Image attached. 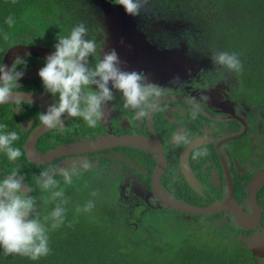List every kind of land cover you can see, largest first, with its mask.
Wrapping results in <instances>:
<instances>
[{
    "label": "flooded vegetation",
    "instance_id": "flooded-vegetation-1",
    "mask_svg": "<svg viewBox=\"0 0 264 264\" xmlns=\"http://www.w3.org/2000/svg\"><path fill=\"white\" fill-rule=\"evenodd\" d=\"M92 8L95 16L86 24L87 38L96 41L101 56L115 50L121 70L143 73L148 83L165 88L158 110L149 117L135 120L133 112L123 107L122 94L112 89L115 98L106 105V116L96 128H89L80 118L65 116L62 118L64 130L46 129L38 116L58 102V96L45 91L38 75L46 58L20 55L18 57L26 60L27 67L17 68L24 71L13 89L17 100L0 105V124H6L7 131L18 132L20 138L14 146L20 148L23 155L11 162L0 152V180L14 168L19 169L25 176L24 192L34 196L39 207L45 200L51 201L48 199L50 193L42 191L36 184L35 177L41 171L56 165L65 166L68 161L87 160L91 168L79 177H73V182L81 185L87 182L91 187H94L92 183H104L103 196L111 199L112 195H117L116 198L126 202L129 208L164 209L154 180L160 163H163L157 185L159 190L191 206L209 208L226 203L243 214L240 223L228 209L207 217L185 214L184 219L229 231L233 236L236 234L240 247L250 252L258 263L264 264V184L258 188L255 202L250 193L255 177L264 172V107H260V100L244 84L240 73L230 72L212 62L214 51L200 39L194 25L152 23L154 18L143 16L146 10L142 9L130 23L143 37L128 38L124 40L126 43L121 41V46L116 49L119 43L110 34L100 3L94 0ZM69 33L60 34L66 36ZM57 38L48 36L33 41L35 43L18 41L1 52L0 64H4L8 50L17 45L44 47L54 52ZM125 45L128 46L127 54ZM149 48L153 49L152 53ZM164 52L168 54L163 56ZM89 62L94 64V58L89 57ZM174 62L179 74L165 71ZM176 78L178 82L173 83ZM26 93L34 94L44 105L23 101L22 95ZM203 96L209 100L200 103L193 120L191 101L194 98L199 101ZM178 129H187L195 137L191 146L173 149L171 139ZM37 133H41L35 142L37 155L44 156L60 148H66L67 152L46 164L31 162L27 148H32ZM127 136L151 140L154 150L137 146L85 150L81 146ZM198 150H206L208 154L193 159V153ZM57 179L61 180L62 188L67 186L61 177ZM28 187L32 191H28ZM230 199L237 204H229ZM254 240H257L254 244L256 254L250 247Z\"/></svg>",
    "mask_w": 264,
    "mask_h": 264
},
{
    "label": "trees",
    "instance_id": "trees-1",
    "mask_svg": "<svg viewBox=\"0 0 264 264\" xmlns=\"http://www.w3.org/2000/svg\"><path fill=\"white\" fill-rule=\"evenodd\" d=\"M93 1L0 0V54L18 41L35 43L93 21ZM142 15L159 25H194L214 52H235L243 65L240 78L264 107V0H148ZM92 184H74L81 193L66 198L64 224L48 233V256L32 261L0 249V264H263L240 247L236 234L222 230L211 239L196 237L184 213L118 206L103 196L101 184ZM89 200L92 211L78 213ZM56 203L39 205L41 217Z\"/></svg>",
    "mask_w": 264,
    "mask_h": 264
},
{
    "label": "clouds",
    "instance_id": "clouds-1",
    "mask_svg": "<svg viewBox=\"0 0 264 264\" xmlns=\"http://www.w3.org/2000/svg\"><path fill=\"white\" fill-rule=\"evenodd\" d=\"M114 3L122 6L127 14L138 16L142 9L146 10L148 0H114ZM5 23L11 26L13 18L8 17ZM87 36L88 28L84 22L75 25L68 35L58 36L54 53L46 58L45 66L39 71L45 91L58 96V102L38 116L41 125L46 129L64 130L62 118L67 116L80 118L89 128H96L106 116V105L115 98L112 89L122 94L123 107L133 112L135 120L149 117L158 110L165 88L148 83L143 73L121 70L115 50L101 56L96 41ZM89 57L94 58V64L89 62ZM211 60L230 72L240 73L243 69L235 52L217 50ZM21 65L27 67L23 57H16L11 69L0 64V105L9 103L17 95L13 89L24 75L23 69L17 70ZM177 82L178 78L173 81ZM208 100L209 97L203 96L199 101L195 98L191 101L193 120L200 103ZM19 138L17 131H7V125L0 124V152L11 162L23 155L20 148L14 146ZM194 141L195 137L187 129H178L172 135L171 146L173 149L188 147ZM207 154L206 150L195 151L193 159ZM90 168L87 160L68 161L65 166L50 167L35 177L38 187L50 193L48 199L58 201L43 218L37 199L24 192L25 176L20 174L19 169L14 168L0 180V249L5 256L19 255L37 261L50 254L48 233L64 224L68 202L61 180L57 177L62 178L64 185H71L73 177H79ZM28 191L32 189L28 187ZM91 195L95 197L98 193L92 192ZM94 207V201L89 200L83 208L78 206L76 211L91 212Z\"/></svg>",
    "mask_w": 264,
    "mask_h": 264
},
{
    "label": "water",
    "instance_id": "water-1",
    "mask_svg": "<svg viewBox=\"0 0 264 264\" xmlns=\"http://www.w3.org/2000/svg\"><path fill=\"white\" fill-rule=\"evenodd\" d=\"M97 1L100 3V6L104 12L105 17H106L107 25L109 26L110 34L116 43H119L121 41L125 42L124 40L135 39V38L141 39V37H143L140 34V32L135 29L134 24L131 25V23H130V20L132 21L133 16L127 14L125 12V9L122 6L113 3L112 0H97ZM120 46H121V43H119L117 45L116 49H118ZM124 48H126L125 53L127 54L128 53V46L125 45ZM149 52L152 53L153 49L149 48ZM53 53H54L53 51H51L47 48H44V47L17 45V46H14L8 50L6 57H5L4 65H6L8 69H11V65H12L13 61L15 60L16 57H18L20 55H30V56H34V57L47 58L49 55H51ZM167 54H168V52H164L162 55L164 56ZM149 58L151 60L150 56H149ZM166 68H168V67H166ZM165 71L169 72L171 74H175V73H178L179 69H178V67L175 66V62H174L168 69H165ZM156 73H158V72H156ZM16 97H17V95H14L10 99L9 102H13V101L17 100ZM22 97H23L22 98L23 101L34 102V103H39V104L44 105L43 101L40 98H38L37 96H35L34 94L26 93V94L22 95ZM40 135H41V133H37L32 140V143H31L32 148H31V146H28V148H27L28 149L27 150V156L31 162L46 164V163L62 156L63 154H65V152H67L66 148H60V149H57V150H55V151H53L47 155H44V156L37 155L35 152V142L39 138ZM81 146L84 147L85 150H103V149L112 148V147H116V146H137V147H143V148H146V149L152 150V151L154 150V147H155L154 142H152L151 140H148L146 138L128 137V136L127 137H121V138H119V137L118 138H106V139H102V140L89 142V143L84 144V146L83 145H81ZM82 147H81V150H82ZM163 169H164L163 163H160V166L158 167V171L155 174L154 180H155V186H156V192L158 195V199L164 208H167L170 210H175L178 212H182L186 215H195V216H202V217L213 216V215L221 212L224 209H228V210H231L233 212L236 220H238V222L240 223V220H242L241 218H243L242 212L237 208H236V210L229 208L228 204H226V203H224L222 205H218V206L209 207V208H200V207H195V206L185 204V203L173 198L172 196H170L166 192L159 190L157 188V185H158V181L160 179V176L163 173ZM262 184H264V172L261 173L260 175H258L257 177H255L253 184L251 186L250 193H251V196H253L252 199L254 200V202L256 200L255 194H256L258 188L262 186ZM146 202L149 203L148 199H146ZM232 202L235 205L237 204L235 202V200L232 201L230 199V201H228L229 204ZM256 241L257 240H254V242H252L250 244L251 250L253 252L255 249L254 244H256ZM261 255H258V256H261Z\"/></svg>",
    "mask_w": 264,
    "mask_h": 264
},
{
    "label": "rangeland",
    "instance_id": "rangeland-1",
    "mask_svg": "<svg viewBox=\"0 0 264 264\" xmlns=\"http://www.w3.org/2000/svg\"><path fill=\"white\" fill-rule=\"evenodd\" d=\"M75 183L76 182H73L71 185H67L65 188H63L65 191V198L70 197V195L72 197H74V196L79 197L81 191H80V188L78 191L76 190V188L74 187ZM102 185H105V184L102 183ZM112 197H114V198H112ZM112 197L110 200H108L111 203L117 204L118 206H124L126 204V202H124L123 200L117 199L116 198L117 195H112ZM187 223H188L189 228H190V233H192L194 236L202 238V239H211L212 237H214L216 232L219 231V230H215L214 227L206 226L205 224H203L201 222H196L194 220L187 222Z\"/></svg>",
    "mask_w": 264,
    "mask_h": 264
}]
</instances>
